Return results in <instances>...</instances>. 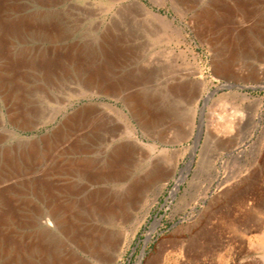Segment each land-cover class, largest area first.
Masks as SVG:
<instances>
[{"label":"rangeland","instance_id":"rangeland-1","mask_svg":"<svg viewBox=\"0 0 264 264\" xmlns=\"http://www.w3.org/2000/svg\"><path fill=\"white\" fill-rule=\"evenodd\" d=\"M21 1L36 22L5 44L28 60L43 51L57 59L45 81L28 60L19 65V101L32 126L11 125L0 104L7 135L0 146L40 139L70 115L85 116L65 143L31 162L51 182L45 194L0 215L9 240L0 264H264V0ZM133 1L174 30L137 14ZM87 72L98 77L90 89ZM130 93L139 115L125 100ZM236 93L248 98L235 103ZM184 97H194L189 125L178 102ZM124 120L133 134L110 140ZM74 137L84 141L82 152L69 147ZM120 144L128 153L108 173ZM78 157L93 162L88 171L65 165ZM52 203L67 208V231L49 224Z\"/></svg>","mask_w":264,"mask_h":264},{"label":"bare ground","instance_id":"bare-ground-1","mask_svg":"<svg viewBox=\"0 0 264 264\" xmlns=\"http://www.w3.org/2000/svg\"><path fill=\"white\" fill-rule=\"evenodd\" d=\"M45 1L44 2L47 4V0H45ZM109 1L116 2V1H121V0H109ZM178 1H180L182 4L187 2V0H178ZM219 2H220L219 0H214V3L216 6L218 5ZM49 3H50V1L48 2V4ZM133 3H134L133 4V7H134L133 10L137 14L147 16L152 21L157 22V24L159 25V27L162 30H174L173 23L170 20H167L165 17L154 13L149 8H147L141 1H133ZM25 9H27V4L25 2H22L21 0H0V104H2L4 106L6 105V107H7V120L9 121V123L11 125H13L14 127L26 129V128H30L32 126V119L30 118V115H29L30 109L27 107H21L23 104L21 105V103H20L21 101H19V98L21 100V97H23V96H21V94L18 93V90H20V89L17 87L16 80L18 78H21L22 77L21 75H23V74L20 75L19 73H17V71H19L18 70L19 65L24 64L28 60V58L26 57L28 54L26 51L21 52V50L19 53L16 52L15 54H13V53H11L10 47H8L9 45L8 46L6 45L7 39L9 37L11 38L14 36V34L18 35L19 33L25 34L26 32H28L32 28V25L35 24V22H36L35 17L32 14L25 12ZM209 19L210 18L208 17L207 20H209ZM249 30L251 31L252 29L250 28ZM10 43H12V42H10ZM26 49H28V48H26ZM58 56H59V54H58ZM56 59H57V55H56V57H54L53 55L49 54L48 52L43 51L41 53H38V55H36L35 57H32V59L30 57L29 60L27 61V63L30 67H32L34 69H38L42 75L43 80L45 81V79H49V75L51 73L50 68L52 66L56 65L54 63L56 61ZM216 64H217V68L219 69V71H221L223 73L226 72V70L228 69V63L224 59L218 60ZM216 64H214V65H216ZM55 70H57V69H55ZM18 75H20V76H18ZM27 75H29V73ZM27 77H29V76H27ZM84 79L86 80L85 85L87 86V88L90 89V87L93 84H95V82L98 80V77L93 73L87 72V74L84 76ZM51 81H53V80H51ZM231 85H233V84H231ZM235 86L238 87V85H235ZM254 86H256V85H254ZM239 87H243V85H239ZM125 97L124 98L127 101L131 111H135L139 115L140 109L138 108V105H137L138 104L137 98H135L131 93ZM246 97L248 98L247 95L237 94V93L230 96V98L235 103H236V101H241V100L246 99ZM193 98L194 97H192V99H191V97H186V98L184 97V98L178 100V102H183L185 104L184 111H182V113L184 115L183 121H185L188 125L191 122V101L193 100ZM16 100H18V101H16ZM1 109L2 108L0 107V110ZM79 115L80 114H78V113H74V114L70 115L69 117H67V119L63 123H61V125L56 127V129H54V131L52 133H50L49 135L46 134L40 139H36V140L27 139L25 141H22V143H16L15 145H12V146H10V145L0 146V215H1V217H2V214H4V215L5 214L6 215L15 214L17 207H19L17 205H22L24 198L27 199V198L34 196V195L40 196L42 194H45V192L48 190V188H49L48 186L50 185L51 182L49 183L48 180H46V181L43 180L42 175L36 174V172L33 171L34 168H32L33 166H32L31 162H33L37 156L42 157L41 160L44 157L47 158L51 154L53 149L57 145L59 146L61 141H63V139L68 136V134L70 132L69 130L73 129L74 126L76 124H78V122H81L82 121L81 119L84 118V116H85V114H84V116H79ZM1 118H0V125L3 122V120ZM122 127H123V129L117 128V129H120V130H118V132L116 131L115 128H113L111 131H109L110 134H108V138H110V140H113L111 137L114 138L116 135H120V132L133 134L134 129L131 128L130 124L127 123L125 120L122 123ZM69 136H71V135H69ZM6 137H7V135H4L2 132H0V144L6 140ZM74 138H76V139H73L72 141H70L69 147L71 148L72 152L79 153L82 149H84V141L78 139L77 137H74ZM67 140H69V139H67ZM135 141H136V143L138 142V140H135ZM231 142H233V141H231ZM69 151H70V149H69ZM124 152H125L124 146H121V144L112 150V153L110 154V156L107 160L106 169H107L108 173L112 172V170L115 168L116 164L122 160V158L124 157V154L128 153L127 151H126V153H124ZM70 153H71V151H70ZM68 161H71V162H68ZM68 161H67V164H65V165H70L72 167L75 166V167H79V168L81 167L80 169L83 168L86 171H88L91 168V166L93 165V162L90 159H86V158H79L78 157L76 159H71ZM116 172H118V171H116ZM146 175L149 176L150 179L153 181L157 175V168L155 166H152L151 171H149ZM134 191H135V183L127 185V187L125 189V194H126L125 198L130 197V195L133 194ZM47 207H48L47 209H49L48 210L49 224L52 223L51 225H53L55 228L59 229L60 231H67L68 227H69L68 219L70 216L69 212L66 211L67 208H62L57 203L49 204V206H47ZM73 215L75 216L76 213H73ZM1 217H0V252H2V250L5 247L9 246V240L7 242L6 236H4V234L2 235V233L7 231V225L4 224V222H3L4 220ZM10 221H12V220H10ZM7 222H8V220H7ZM38 224H40V223H38ZM13 244H14V242H13ZM262 249H264V238H263ZM39 250H40V248H39ZM262 257H264V255ZM261 260H263V259H261Z\"/></svg>","mask_w":264,"mask_h":264},{"label":"water","instance_id":"water-1","mask_svg":"<svg viewBox=\"0 0 264 264\" xmlns=\"http://www.w3.org/2000/svg\"><path fill=\"white\" fill-rule=\"evenodd\" d=\"M202 121H201V119H200V125L199 126H201V123ZM200 133H201V127H199V130H198V137H199V135H200Z\"/></svg>","mask_w":264,"mask_h":264}]
</instances>
